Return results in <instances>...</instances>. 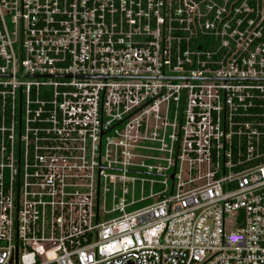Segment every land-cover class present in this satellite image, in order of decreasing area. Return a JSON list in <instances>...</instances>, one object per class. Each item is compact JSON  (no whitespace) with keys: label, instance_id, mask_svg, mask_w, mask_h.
I'll return each instance as SVG.
<instances>
[{"label":"built area","instance_id":"built-area-1","mask_svg":"<svg viewBox=\"0 0 264 264\" xmlns=\"http://www.w3.org/2000/svg\"><path fill=\"white\" fill-rule=\"evenodd\" d=\"M0 264H264V0H0Z\"/></svg>","mask_w":264,"mask_h":264}]
</instances>
